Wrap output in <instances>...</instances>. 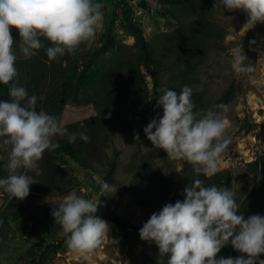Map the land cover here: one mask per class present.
<instances>
[{
    "label": "rangeland",
    "instance_id": "1",
    "mask_svg": "<svg viewBox=\"0 0 264 264\" xmlns=\"http://www.w3.org/2000/svg\"><path fill=\"white\" fill-rule=\"evenodd\" d=\"M102 4V20L97 28L96 37L90 47L81 45L74 54L58 57L56 63L67 67L69 74L77 66V74L90 64L96 52L105 44L108 36L116 44L129 47L127 56L132 58L136 53L135 27L140 28L150 44L164 53V47L170 40L178 42L188 30L196 14L189 6L179 0H96ZM211 8L204 10L207 18L209 38L207 47L194 61L192 78L195 88L203 96L202 109L207 110L219 105L224 93L232 82L236 85V94L227 105V111L214 109L223 113L228 127L226 137L230 139L225 153L222 154L218 171L223 179L222 187L231 188L235 193L236 202L240 204L253 189L257 178L237 181L235 177L249 170L248 164L264 156V23L254 26L246 25L247 15L240 10ZM184 25V29L182 26ZM16 44L14 51L17 56V80L28 89L29 96L36 95L40 107H44L47 98L56 93L54 86L58 84L59 71L54 69L53 60L46 57L47 69L39 78H34L33 61L40 54L36 52L25 58L19 48V33L11 30ZM203 41L202 38H200ZM44 48L52 46L50 41L41 38ZM243 50L247 57L245 64H251L254 71L236 75L231 68L233 52ZM114 50L97 55V67L90 71L88 78L113 54ZM166 53V52H165ZM164 53V55H165ZM69 57V60L66 58ZM175 57V56H174ZM174 57L166 54V69L162 76V87L176 91L179 88L172 81V65ZM146 76L147 89L141 98L154 103L155 93L151 76ZM36 80V82H34ZM96 115L93 105L67 104L63 107L60 118L66 127L72 123L85 120ZM147 115V111L143 116ZM163 116L162 107L157 108L156 119ZM244 121L248 126L241 131ZM144 117L134 122L128 133H117L112 136L98 160L92 168H85L69 156L62 154L56 159L57 172L53 176L52 186L35 191L30 185L29 195L22 201L32 211L15 220L10 215L6 193L0 189V264H37L41 259L44 264H161L164 259L158 257L155 242L143 241L139 233L133 230L124 231L116 223L104 216L112 215L123 218L133 225L143 226L153 213H158L164 205H160L161 189L167 194L176 190L180 183L189 180L190 174L185 160H170L162 149H155L147 139L143 129L147 126ZM139 134V141L134 139ZM59 137V136H58ZM0 138V158H9V146L3 145ZM116 159L118 170L110 191H102L99 181L103 180L108 171V164ZM39 163V162H38ZM189 164V163H188ZM191 165V164H190ZM40 167V166H39ZM40 169V168H39ZM36 180L35 172L29 173ZM215 175L211 176L214 177ZM116 189V191H114ZM76 190L78 195L86 199L95 198L99 202L95 215L109 224V231L102 238V243L89 253H79L69 249L65 243L66 234L60 225L55 224L51 212L60 203L63 196ZM41 191V192H40ZM169 202L166 200L165 205ZM5 218L7 225H4ZM37 228L44 237L42 242L36 235ZM158 257V258H157ZM155 258V259H154ZM156 260V261H155ZM151 264V263H150Z\"/></svg>",
    "mask_w": 264,
    "mask_h": 264
},
{
    "label": "clouds",
    "instance_id": "2",
    "mask_svg": "<svg viewBox=\"0 0 264 264\" xmlns=\"http://www.w3.org/2000/svg\"><path fill=\"white\" fill-rule=\"evenodd\" d=\"M101 8L96 0H0V83L8 85L18 76L12 29L19 33V48L25 58L45 47L43 38L51 42L45 51L54 61L66 53L74 55L81 45H92L102 20ZM213 8L246 13V25L264 23V0H215ZM246 60L243 50L233 52L231 68L236 75L255 70ZM9 95L10 100H0V138L10 148L9 174L0 178V189L9 201H22L29 195L30 185L38 183L29 173L41 175L38 162L45 151L59 147L56 137L67 136L69 143L78 136L88 143L90 137L86 132L69 133L57 117L38 111L37 100L43 97L29 96L24 87L12 84ZM192 95L188 85L179 94L159 89L156 103L163 116L143 129L155 149L164 150L170 160L187 161L197 178L185 186L183 201L168 203L150 216L139 230L140 239L155 242L159 255L168 257L167 264H264L260 259L264 254V216L254 214L246 219L231 188L206 186L198 178L217 173L231 142L225 135L228 124L223 113L214 110L226 112L227 106L194 111ZM134 139L139 141L138 133ZM99 183L102 191L112 190L107 182ZM52 203L56 207L51 215L66 234L69 249L89 253L101 245L109 224L95 215L99 202L94 197L86 199L73 190L60 203ZM229 243L242 255L218 257Z\"/></svg>",
    "mask_w": 264,
    "mask_h": 264
},
{
    "label": "trees",
    "instance_id": "3",
    "mask_svg": "<svg viewBox=\"0 0 264 264\" xmlns=\"http://www.w3.org/2000/svg\"><path fill=\"white\" fill-rule=\"evenodd\" d=\"M183 5H187L193 9V13L197 16L188 24L190 27L179 38L178 42L173 43L170 40L164 47V53L158 52V49L152 44L147 42L143 31L135 27L134 37L135 44L134 49L136 53L132 54V58L127 56L129 47L116 44L113 42L111 36H108L105 44L96 52L95 56L91 58L90 64L85 66L79 74H77V66L72 69L68 74L67 67H62L61 63H56L54 60V69L59 71L60 78L58 84L54 86V95L47 98V102L44 107H40L39 102L36 105L37 110L43 109L46 113L61 118L63 107L67 104L76 105H93L96 111V115L85 120L72 123L66 128L69 133L86 132L90 137V142L85 143L79 136L74 143H69L67 136L56 137L59 147L55 150H46L43 159L39 161V168L41 175L38 176L34 183V189L44 190L49 186L54 185L51 175H55L57 172L56 159L59 155L65 154L71 159L78 162L85 168H92L93 162L98 160V157L104 151V147L108 145L112 136L117 133H128L133 127L135 121L144 117V124L147 125L151 120L156 119L157 116V94L162 87V76L166 69L164 57L166 54H170L174 57L172 68V81L176 84L179 90L188 85L193 89L192 101L195 104V109L199 110L203 107V96L195 88V82L192 78L194 69V60L200 57L203 50L208 45L209 38L205 37V33L208 32L207 18L204 15L206 8L212 7L213 0H179ZM184 25L182 23L183 29ZM204 34V35H203ZM203 39V41L200 40ZM114 50L111 57H109L102 66L96 70L94 75L88 78L90 71L97 67V55L99 53ZM40 55L36 56L33 61V67L35 71L34 78H39L40 75L47 69L46 62L42 57H47L44 49H39ZM37 55V54H36ZM69 60V57H66ZM151 76L153 80V87L155 93V100L153 104L145 99L141 98V94L147 89L146 76L143 70ZM36 82V80H34ZM15 84L16 86L24 87L19 83L17 78L5 85L0 83V100H10L9 89ZM27 91L28 89L24 87ZM235 82H232L229 89L224 93L219 101V104L228 105L236 94ZM147 111V115L143 116V113ZM83 125V127H81ZM248 121H244L240 130L243 131L247 128ZM8 161L6 158H0V178H6L8 173L7 169ZM188 172L190 174L189 180L185 183H180L176 190L171 193L161 189V196L159 198L160 205H165L167 200L169 203L174 204L177 200L183 201V191L186 185H188L194 178H197L193 172V166L186 164ZM249 170L241 173L235 177L237 181L248 180L254 175L256 178L259 175V180L253 189L247 194L244 201L240 204L239 212L242 213L247 219L249 216L259 214L264 216V156L255 162L248 164ZM118 170V161L113 159L108 164V171L103 181L107 183L114 182L115 174ZM221 174L214 177H205L200 175L198 178L203 180L206 186L222 187L223 179L220 178ZM31 189V188H30ZM38 192V191H37ZM41 192V191H40ZM6 200L9 201L6 194ZM16 198H12L8 207L10 209V215L13 219L17 220L20 217L30 214L32 209L28 204L16 201ZM108 220L116 223L124 231L133 230L138 232L142 226L133 225L127 220L112 216H104ZM4 225H7L5 218ZM37 237L44 243L45 239L41 236L39 230L35 228ZM159 251V249H158ZM242 255L233 249L229 243L218 253V257H237ZM158 257L167 261L168 257ZM157 257V258H158ZM155 259V258H154ZM260 259H264V254L260 256ZM156 261V260H155ZM154 264L153 262H150ZM148 262V264H150ZM37 264H44V260H40ZM163 264H167L164 262Z\"/></svg>",
    "mask_w": 264,
    "mask_h": 264
}]
</instances>
